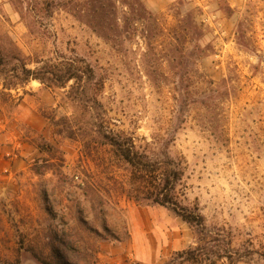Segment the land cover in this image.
I'll return each mask as SVG.
<instances>
[{"label": "rangeland", "instance_id": "rangeland-1", "mask_svg": "<svg viewBox=\"0 0 264 264\" xmlns=\"http://www.w3.org/2000/svg\"><path fill=\"white\" fill-rule=\"evenodd\" d=\"M0 48L31 70L82 60L99 83L82 105L73 80L0 76V264H164L194 246L127 197L98 119L182 162L181 203L222 236L213 264H264V0H0Z\"/></svg>", "mask_w": 264, "mask_h": 264}, {"label": "trees", "instance_id": "trees-1", "mask_svg": "<svg viewBox=\"0 0 264 264\" xmlns=\"http://www.w3.org/2000/svg\"><path fill=\"white\" fill-rule=\"evenodd\" d=\"M10 59L0 48V76L6 83L4 85L24 84L33 79L48 87L62 88L73 80L75 86L71 87L69 97L82 105L88 102V93L93 94L99 87L92 68L82 60L78 66L70 62H38L39 66L31 70L25 67L23 60L18 59L19 64H12ZM93 102L96 104V100ZM93 135L97 144L108 146L116 159L127 164L130 187L126 193L130 200L162 206L194 230V246L175 252L164 264H213L212 257L222 255V236L206 229L197 207L190 208L181 203L178 189L184 172L182 162L169 158L155 159L139 151L130 137L123 132L106 129L99 119L93 123ZM58 244L67 251L76 250L68 235H63Z\"/></svg>", "mask_w": 264, "mask_h": 264}]
</instances>
